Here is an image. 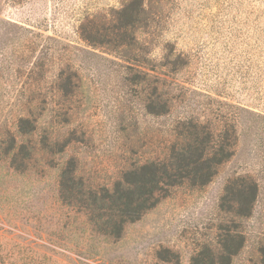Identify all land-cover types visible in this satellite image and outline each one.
<instances>
[{"label":"rangeland","instance_id":"rangeland-1","mask_svg":"<svg viewBox=\"0 0 264 264\" xmlns=\"http://www.w3.org/2000/svg\"><path fill=\"white\" fill-rule=\"evenodd\" d=\"M137 1L155 30L141 32L139 46L177 96L167 116L147 114L142 86L129 80L132 64L78 33L87 18L109 28ZM171 53L178 73L163 67ZM69 69L80 82L67 112L58 88ZM29 102L45 106L36 139L87 134L69 154L78 153L83 172L100 182L116 179L139 138H159L184 117L221 114L236 125L238 144L209 185L173 189L117 242L94 234L84 215L61 202L65 156L53 169L22 174L0 155V264H191L200 246H215L220 199L236 177L255 179L260 192L252 216L240 222L247 243L232 264L257 261L264 244V0H0V139L17 132Z\"/></svg>","mask_w":264,"mask_h":264},{"label":"trees","instance_id":"trees-1","mask_svg":"<svg viewBox=\"0 0 264 264\" xmlns=\"http://www.w3.org/2000/svg\"><path fill=\"white\" fill-rule=\"evenodd\" d=\"M148 14L144 3L137 1L134 7L128 5L118 11L109 28L87 18L78 33L91 46L104 47L132 64L127 67L133 72L129 80L142 86L147 114L167 116L173 112L177 96L168 88L171 83L157 75L149 52L139 46V34L154 29ZM173 57L172 53L168 55L163 67L174 66L173 72L178 73L177 63L171 61ZM68 72L58 91L68 102L61 111L70 112L73 108L68 105L76 94L80 76L71 69ZM44 107L42 103L35 107L31 102L25 106L17 120V132L1 137L0 155L22 174L38 169V165L44 170L53 169L56 157L65 156L58 180L61 202L84 215L94 234L110 242H117L128 224L139 221L168 198L173 189L201 190L209 185L220 167L235 155L238 144L236 125L223 120L221 114L214 118L203 114L184 117L159 138L153 135L139 138L136 143L141 146L130 150L131 156L123 160L116 179L112 183L100 182L83 172L78 153L69 154L70 149L75 151L77 145L87 143L85 132L81 136L75 131L64 136L57 134L62 138L43 132L40 138H35ZM61 123L69 124L66 120ZM123 138L129 143L135 140ZM259 192L258 182L251 177L227 181L219 203L222 217L216 227L215 246H200L191 264H232L247 243L240 222L252 216ZM257 254L253 264H264V244Z\"/></svg>","mask_w":264,"mask_h":264}]
</instances>
